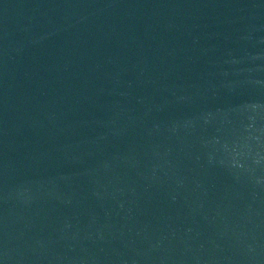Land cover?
<instances>
[{
    "label": "water",
    "instance_id": "95a60500",
    "mask_svg": "<svg viewBox=\"0 0 264 264\" xmlns=\"http://www.w3.org/2000/svg\"><path fill=\"white\" fill-rule=\"evenodd\" d=\"M0 264H264V0H0Z\"/></svg>",
    "mask_w": 264,
    "mask_h": 264
}]
</instances>
